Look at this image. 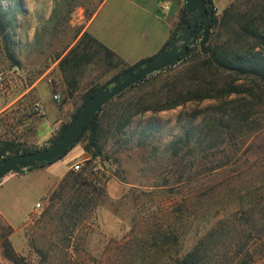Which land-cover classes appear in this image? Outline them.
<instances>
[{
  "label": "rangeland",
  "instance_id": "obj_1",
  "mask_svg": "<svg viewBox=\"0 0 264 264\" xmlns=\"http://www.w3.org/2000/svg\"><path fill=\"white\" fill-rule=\"evenodd\" d=\"M213 1L218 17L231 8L242 24L251 22L250 19L257 16L256 12H264V0ZM137 2L147 6V12L127 8L124 5L126 0H110L89 30L129 67L161 52L163 37L170 29H177L186 0H179V12H170L169 15L151 12L153 0ZM97 6L98 0H0L1 12H10L2 19L8 23L12 20L9 27L0 21V75L3 76L0 84V128L12 120L16 125L30 122L37 114L34 110L38 101L35 91L11 105L36 83L41 89L47 86L50 90L59 120L51 138L45 143L33 140L30 132L23 140L17 133L3 138L1 129L0 142H23L29 149L49 147L51 140L57 138L63 126L71 121L81 106L82 95L92 84L100 88L113 85L114 81H111L119 70L102 74L100 68L91 65L78 91L69 96L59 68L60 60L86 32L93 20L88 14ZM11 12L16 13L12 15ZM261 31L264 35V23ZM204 32L190 45L192 54L188 58L184 56V60L163 74L164 78L169 75L171 79L184 74L187 79L176 89L169 91L163 88L161 80L150 82L128 89L105 109L101 114L106 132L101 156L92 157L85 151L86 135L62 159L69 163L65 175L59 180L57 174L38 168L36 171L25 169L10 174L1 181L0 207L13 227L0 214V233L5 226L13 228V233L6 238L24 264H140L143 257L146 258L145 264H171L172 255L186 254L200 237L238 210V195L229 198L231 191H226L213 200L197 204L198 211L191 216L193 221L190 220L192 226H189L183 195L176 196V188L172 187L175 178L172 174L179 168L173 166L171 159L173 142L190 134L189 145L199 143L203 136L199 135L198 128L208 125L213 116H222L239 106L256 102L251 97L231 95L197 99L171 109L164 108L168 100L189 91H198L206 96L212 87H222L226 82L224 76L198 67L209 57L206 49L217 39L225 38L220 28L212 30L208 40L203 36ZM183 33L179 31L178 35ZM233 42L239 47L259 50L262 41L252 36L245 37L239 27ZM10 53L14 54L18 64L11 60ZM255 106L258 111L264 110L258 103ZM123 114L126 117L121 119ZM255 119L253 116L249 123H254ZM123 123H126L124 129L121 128ZM42 126V133H49L52 126L49 118L42 122ZM217 135L206 136L207 142L219 145L206 155L214 160L247 154L252 159L262 157L260 172H264V127L259 131L248 129ZM188 148L185 146L184 151ZM201 156L199 151L195 152L196 158L201 159ZM76 164L81 165L80 170L74 169ZM194 170L198 171L199 166ZM72 173H82L93 182V187L66 185L65 179ZM242 187L245 184L238 189ZM102 189L106 190V198L99 195ZM93 190L95 193L88 194ZM86 196L93 200L88 212L80 217L77 216L79 213L75 214L81 220L75 222L73 219L69 229H65L60 221V210L74 208ZM178 227L181 228L178 245L173 248L165 246L159 252L152 249L153 235L157 230L166 232ZM141 240H148V244L139 251L136 244ZM0 264H14L5 257L1 239ZM255 264H264V259Z\"/></svg>",
  "mask_w": 264,
  "mask_h": 264
},
{
  "label": "trees",
  "instance_id": "obj_2",
  "mask_svg": "<svg viewBox=\"0 0 264 264\" xmlns=\"http://www.w3.org/2000/svg\"><path fill=\"white\" fill-rule=\"evenodd\" d=\"M105 1L106 0H98V6L95 11L88 14L90 18H94L97 15ZM205 3L210 15V25L208 31L203 33V36L208 40L211 31H216V29L220 28L224 33L221 35L225 38L224 40L220 38L217 39V41L206 49L209 57L203 64H198V67L217 76H224L226 82L222 87H212L208 90L206 96L198 91H189L186 95L168 100L164 108L171 109L185 102L197 99L229 97L231 95L251 97L254 101L256 100V102H249L248 104L239 106L227 114H222V116H213L208 125L198 128L199 135L203 136L199 143L190 146V134H187L185 139L181 138L173 142L170 148L171 159L173 161V166H179V168L172 174L173 177H175L172 187L176 188V196L180 197L183 195V208L187 207L185 213L188 214L186 220L189 226H192V222H190L191 216L198 211L196 209L197 204H203L213 200L223 192L231 191L228 195L229 198L238 195L236 201L239 203V208L227 220L218 222L206 235L200 237L190 251L182 256L178 254L172 255L170 261L171 264H255L258 260L264 259V172H260V168L263 166L262 157L252 159L247 154L234 158L224 156L214 160L209 155H206V152L219 146L217 143L207 142L208 136H216L217 134L220 135L228 131L240 133L242 130L246 131L248 129L259 131L264 127V110L258 111L255 106V104L258 103L260 107H264V35L261 31L262 24L264 23V12H256L255 14H257V16L250 19L251 22L242 24V20L234 15L231 8L226 9L223 15L218 17L214 1L205 0ZM1 11L2 9L0 8V21L3 25L5 24L6 27H9L12 20L8 23L2 18L8 16L10 12ZM15 13L16 12H11L12 15ZM188 20L189 15L184 5L181 10L180 23L177 29L172 32L170 40L161 51H164L169 43L179 36V31L184 32L186 28H189L186 27ZM204 24L205 22L202 20L200 27H203ZM237 27H240V31L245 37L252 36L254 39L262 41L259 44L261 45L259 50L239 47L233 42L238 31ZM201 36L202 35H199L193 39L190 45L192 46L194 41ZM191 54L192 47H189L185 58H188ZM10 57L13 62L18 64L14 54L10 53ZM185 58H182L181 61ZM91 65L95 68H100L102 74L119 70V73L111 83L132 68L129 67L115 51L86 31L59 62V68L67 87L66 93L69 96H74L78 91L84 79L85 72ZM169 71L170 69H166L156 75H150L144 81L133 86L132 89L161 80L164 84L163 88L171 91L176 89L184 79H187L184 74L180 76L176 75L173 79H171L172 77L170 78L169 75L164 78L163 74ZM188 76L189 75L186 77ZM188 79H190V77H188ZM240 81L243 82L238 84ZM107 86L109 85L100 88L98 85L92 84L82 95L81 106L72 115L71 121L63 126L57 138L51 140L49 147L57 142L84 105ZM112 103L113 101L106 105L90 122L72 149L88 135V143L85 146V151L92 155V157L101 156L103 140L106 135L101 121V114ZM253 116H256V119L254 123L251 124L249 120ZM125 117L126 115L123 114L121 119ZM125 126L126 123L121 124L122 129H124ZM185 146L189 147L186 151H184ZM47 148L29 149L23 142H0V162L13 156L36 152ZM196 151H199L202 155L201 159L195 157ZM196 166H199L198 171L194 170ZM65 184L79 187H93V182L89 181L88 177H84L82 173H72L65 179ZM241 184H245V187L238 189ZM95 191L96 190H93L91 193L88 192V194L92 195ZM242 191L245 193L241 194ZM99 195L106 198V190H100ZM87 196L83 199L85 202H77L74 208L68 209V207H65L60 210V221L65 229H69V223L73 219H75V222H79L81 220H79V217L84 216V214L88 212L89 206L93 200L87 198ZM87 202L88 204H86ZM192 210L194 212H192ZM77 213H79L77 215L79 216L78 218L75 217ZM191 221H193V219ZM180 229L181 228L178 227L175 230L166 232L157 230L153 235L151 243L152 249L159 252L160 249L165 246L173 248L178 245L181 235ZM12 233L13 228L11 226H5L1 229L0 239L2 241L4 255L14 264H24L22 258L17 255L6 238L7 235ZM147 241L148 240H141L137 242L136 247L139 251L147 247ZM145 259L146 258L143 257L140 264H145Z\"/></svg>",
  "mask_w": 264,
  "mask_h": 264
},
{
  "label": "water",
  "instance_id": "obj_3",
  "mask_svg": "<svg viewBox=\"0 0 264 264\" xmlns=\"http://www.w3.org/2000/svg\"><path fill=\"white\" fill-rule=\"evenodd\" d=\"M185 7L189 20L193 21L189 29L172 40L164 51L135 65L117 78L113 85L105 87L93 96L55 144L47 149L20 154L0 162V183L10 174L28 168L48 166L62 159L70 152L86 127L106 105L150 75L179 63L188 52L192 40L208 29L210 21L205 0H186ZM201 20L205 24L203 27H198Z\"/></svg>",
  "mask_w": 264,
  "mask_h": 264
},
{
  "label": "crops",
  "instance_id": "obj_4",
  "mask_svg": "<svg viewBox=\"0 0 264 264\" xmlns=\"http://www.w3.org/2000/svg\"><path fill=\"white\" fill-rule=\"evenodd\" d=\"M109 1L110 0H106L105 3L101 6L97 15L93 18V20L91 21V23L87 27V29H86L87 32H89V30H90L91 26L93 25L94 21L96 20L98 14L106 7V5L108 4ZM153 3H154V7L151 10V12H164L165 14L169 15L170 12H179V9H180L179 0H153ZM164 3H166L170 6L169 10H162L161 9V5ZM118 5H119V3H116V6H118ZM124 5L127 8L131 7L130 9H135V10L140 9V10H144V11L147 10L146 9L147 6H145V5L142 6L140 3L137 2V0H126V4L124 3ZM172 32H173V28L170 29V31L166 35V37H163V41H162L163 47L170 40ZM31 91H35L36 99L38 100L37 103H39L43 106V111L41 113H37L30 120V122H24V124L16 125L12 120L11 121L12 123H9V124L3 126L2 128H0L1 130L4 131L3 132V138L10 137L13 135V133H17L18 136L20 137V139L23 140L24 137L26 138L27 132H30L32 134L33 140L40 142V143H45L51 138V136L53 134V129L56 125L59 124V122H58L59 120L57 118L58 112L56 111V106L53 102L52 94L50 93V90L48 89L47 86H45L43 89H41L40 85L38 83L32 85L16 101H13L11 103V105L16 103L17 101L23 100L26 97V95H28ZM48 118L51 121L52 126L50 128L49 133H42L44 130V128L42 126V122ZM29 123H31V124H29ZM68 163H69L68 160H62L61 164H58V161H57L52 165H48L45 167L39 166V167L32 168V169L28 168V170H26V171H36V169H38V168H43V169L49 170L51 173L57 174L58 175L57 180H59L61 177H63L65 175ZM0 214L3 217H5V219L8 221V223L13 227L12 222L10 221V219H8L6 217V215H4V212H3L1 207H0Z\"/></svg>",
  "mask_w": 264,
  "mask_h": 264
},
{
  "label": "built area",
  "instance_id": "obj_5",
  "mask_svg": "<svg viewBox=\"0 0 264 264\" xmlns=\"http://www.w3.org/2000/svg\"><path fill=\"white\" fill-rule=\"evenodd\" d=\"M161 9L162 10H169L170 9V6L168 4H166V3H164V4L161 5ZM2 82H3V76L0 75V84ZM55 99H57V96H55ZM34 110H35L36 113H41L43 111V106L41 104L37 103V104H35ZM80 168H81V165L80 164H76L74 166V169L75 170H80ZM3 180H2V182H3ZM38 207H40V205Z\"/></svg>",
  "mask_w": 264,
  "mask_h": 264
},
{
  "label": "flooded vegetation",
  "instance_id": "obj_6",
  "mask_svg": "<svg viewBox=\"0 0 264 264\" xmlns=\"http://www.w3.org/2000/svg\"><path fill=\"white\" fill-rule=\"evenodd\" d=\"M201 21H202V20H201ZM201 21L199 22V26H198V27H200V23H201ZM192 22H193V21H191V20H188V22H187V23H189V25H187V24H186V27H189V28H190V26H191ZM189 28H186L185 30H187V29H189ZM185 30H184V32H185Z\"/></svg>",
  "mask_w": 264,
  "mask_h": 264
}]
</instances>
